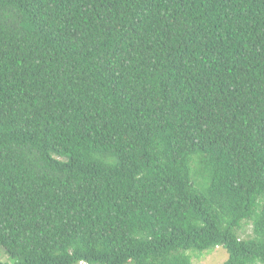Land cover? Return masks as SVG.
<instances>
[{"label":"trees","instance_id":"1","mask_svg":"<svg viewBox=\"0 0 264 264\" xmlns=\"http://www.w3.org/2000/svg\"><path fill=\"white\" fill-rule=\"evenodd\" d=\"M217 246L264 264V0H0V264Z\"/></svg>","mask_w":264,"mask_h":264},{"label":"rangeland","instance_id":"2","mask_svg":"<svg viewBox=\"0 0 264 264\" xmlns=\"http://www.w3.org/2000/svg\"><path fill=\"white\" fill-rule=\"evenodd\" d=\"M251 227H248V232H250ZM1 258L3 260L8 259V255L2 252ZM201 253V254H199ZM228 251L223 246H217L212 249L198 251L197 253H191L192 264H222L228 258Z\"/></svg>","mask_w":264,"mask_h":264},{"label":"clouds","instance_id":"3","mask_svg":"<svg viewBox=\"0 0 264 264\" xmlns=\"http://www.w3.org/2000/svg\"><path fill=\"white\" fill-rule=\"evenodd\" d=\"M80 264H84L83 262H81Z\"/></svg>","mask_w":264,"mask_h":264}]
</instances>
